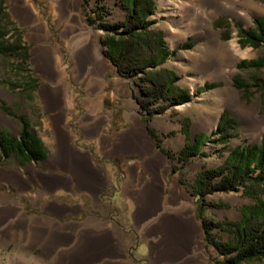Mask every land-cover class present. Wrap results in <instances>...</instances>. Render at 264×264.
<instances>
[{
  "label": "rangeland",
  "instance_id": "1",
  "mask_svg": "<svg viewBox=\"0 0 264 264\" xmlns=\"http://www.w3.org/2000/svg\"><path fill=\"white\" fill-rule=\"evenodd\" d=\"M20 1L43 25L49 42L55 46L53 63L59 74L57 81L65 85L62 97L65 115L62 125L66 132L63 134L68 136L74 155L91 166V170L87 167V173H90L91 179L94 178L96 183L90 186L92 196L73 194L70 190L62 188L58 191L39 192L34 185H27L24 190L18 185L24 174L34 177L37 170L49 171L46 161H31L21 165L14 159L0 158V215L5 216L3 220L0 219V264H23L29 255L43 257L46 264H59L54 259L57 254L64 252L55 249L45 258L39 246L28 248L25 244L11 240L7 230L18 219L17 215H13L12 207L24 213L25 222L32 220L39 222L38 225L43 228H55L62 245L76 244L81 234L101 235L100 237L109 239L112 251L104 252L94 264L104 260L110 261L111 264H147V242H158L162 239L161 233L154 225L158 216H150L140 222L141 216L135 214L134 204L124 189L125 170L130 163L158 159V152L165 160L161 159L157 166L158 177L163 179L164 184L162 188V181H157L154 191L162 188V195L170 197L172 179L175 177L177 182L173 195L176 198L175 203H167L161 212H171L179 208H184L185 212L188 208L193 211V234L187 239L181 264H216L219 260L223 261L214 247L205 242L206 235L202 224L208 220L237 221L240 218V208L252 204V200L244 197L240 189L238 192H215L208 195L204 203L206 205L201 206L198 198L192 194L196 173L204 168L217 166L225 156L218 145L212 147L210 143H206L202 148L205 156L190 158L184 165L176 158L170 159L161 149L173 154L181 150L183 136L180 134V121L183 115L193 119L194 128H197L199 120L210 118L205 125L208 129L206 133L210 136L223 111L238 122L236 137L229 141L228 147L264 140V90L259 92L252 89L250 93L245 94L236 87L237 84H248L250 74H253L252 70H238L237 63L255 59L264 53V49L255 50L241 46L238 34V30H248L253 26L254 17H264V0H216L202 7L195 0H155L156 9L150 15L153 22L151 28L161 33L164 44L170 50L177 51L172 61L162 67H170L171 69H167L177 75L180 84L187 87L191 94L190 105L186 103L181 107L172 106L163 114L155 115L151 119L149 124L160 140V148L157 147L156 140L149 135L138 113V106L134 101V96L138 93L137 82L135 84L133 80L119 75L109 61L114 70L103 73L101 88L97 93L90 92L89 84L83 85L75 79L73 52L69 50L67 38L61 36L68 22L61 21L56 0ZM13 6L14 3L8 4L7 0H0V19L11 38L19 39L25 51V60L20 65L23 69L14 72L11 63L15 61L0 59V132L17 135L20 130L19 117L24 115L32 131L43 144L48 159L51 149L46 142L52 140L56 132L48 119L50 112L44 109L39 100L41 78L31 56L34 44L26 39L28 28L13 16ZM98 6H105L107 13H104L103 17L109 22L123 19L127 12L120 5V0H83L81 7L86 13V26L91 33L99 35L100 52L106 57V49L102 45L104 34L97 29L96 24L88 21L95 17L92 12ZM208 22L210 29L207 27ZM225 26L228 27L227 31L223 29ZM186 44L191 47H183ZM207 61L213 63L214 68L206 69ZM254 75L264 79V68ZM15 83L22 87L12 86ZM210 85L215 87L210 89ZM227 88L232 89L233 97L226 94ZM87 115L105 116L97 132H84L81 128L87 122ZM131 119L139 121L151 143L134 150L124 147L119 155L116 152L106 154L103 142L110 143L108 149L115 147L116 134L128 129ZM111 137L114 138L108 140ZM166 162L169 171L164 174L160 171L164 169ZM173 167L176 168L174 171ZM66 171L73 172L63 165L62 173L65 174ZM137 173L145 175L142 168L138 169ZM64 174L59 175L57 180H64ZM146 176L143 181L149 182L150 176ZM136 188L138 189L137 186ZM113 193L117 199L116 203L111 204L109 197ZM76 204H82L84 211L72 213L70 206ZM184 218L187 219L186 214ZM150 222L153 225H150ZM212 233L220 239L227 238L225 233L217 230H212ZM243 264H264V258Z\"/></svg>",
  "mask_w": 264,
  "mask_h": 264
},
{
  "label": "trees",
  "instance_id": "2",
  "mask_svg": "<svg viewBox=\"0 0 264 264\" xmlns=\"http://www.w3.org/2000/svg\"><path fill=\"white\" fill-rule=\"evenodd\" d=\"M120 5L126 10L123 19L109 22L104 19L105 6H98L88 21L96 24L97 29L104 34L102 45L106 49V57L122 77L133 80L138 93L134 101L138 113L147 127L149 135L156 140L150 121L155 115L163 114L175 105L190 101L187 90L176 85L177 76L172 71L162 67L166 61L176 54L163 42L159 31L153 30L150 15L155 11V0H120ZM1 11V10H0ZM1 16V12H0ZM253 26L248 30H238L239 44L255 50L264 49V17L252 19ZM225 31L228 27H223ZM183 47H191L186 44ZM0 59L11 63L14 72L20 71V65L25 60V51L18 38H11L3 28L0 19ZM240 71L252 70L248 84H237V88L248 94L252 89L264 90V79L257 78L254 73L264 68V53L249 61L237 63ZM33 80H30L32 82ZM235 83V82H234ZM236 84V83H235ZM20 88L19 83L12 84ZM22 87V86H21ZM215 85H210V89ZM20 130L17 135L0 132V158L14 159L24 165L31 161L39 162L46 158L43 144L32 131L24 115L19 117ZM184 125V124H183ZM237 123L227 113L223 112L217 123L213 139L208 142L221 144L226 148L228 141L235 136ZM214 135L216 137L214 138ZM204 136H194L187 140L184 147L176 154L161 149L170 159L176 158L182 165L190 158L203 156L201 146ZM223 163L215 168H204L198 171L192 184V194L198 198V203L205 206L206 197L215 192H238L252 204L240 208V218L237 221L217 222L204 221L205 242L214 247L223 261L216 264H243L259 258H264V140L259 144L239 145L226 149ZM176 168L173 167V171ZM212 230L225 233L227 238L220 239Z\"/></svg>",
  "mask_w": 264,
  "mask_h": 264
},
{
  "label": "bare ground",
  "instance_id": "3",
  "mask_svg": "<svg viewBox=\"0 0 264 264\" xmlns=\"http://www.w3.org/2000/svg\"><path fill=\"white\" fill-rule=\"evenodd\" d=\"M195 1L199 6L202 7L207 4L210 5L216 0ZM7 2L8 4L14 3V6L11 9L13 16L22 25L28 28L26 39L30 43L34 44V47L31 50L32 63L34 64V67L41 78V85L38 90L39 100L44 109L50 112L48 119L54 129V132H56L52 140L46 142L47 146L51 149V153L48 157V160L46 161V164H49L54 160H58L63 165L71 169V171L73 170V175L84 179L86 183H91L92 181L90 173H87V167L91 170V166L87 165L83 159H80L74 155L72 148L73 146L69 143L67 138L68 136L66 137V135L63 134V132H66L65 127L62 125V119L65 115V108L62 105V97L65 85L59 84L57 81V76L59 74L57 73L53 63V57L56 52L55 46L49 42L43 25L37 21L29 8L23 5L20 0H7ZM56 2L61 15V21L67 20L68 22L62 31L61 36L67 38L69 41V50L73 52L75 79L76 81L82 82L83 85L87 86L89 84V91L92 93H97L98 89L101 88V77L103 73L108 70H114L109 60L100 52L98 43L99 35L97 33H91L90 29L86 26V13L81 7L83 0H56ZM207 27L210 29L209 22L207 23ZM86 119L87 122H85L81 127L83 131L97 132L101 122L105 120V116L99 117V115H87L85 120ZM130 122L131 125L128 129L121 131L122 133L116 134V139L120 138V141L123 143L119 145L116 144V146L114 145L115 147L108 149L107 146L110 143L108 141L103 142V149L104 151H107L105 152L106 154H110V152H116V154L119 155L124 150L122 149L124 147L133 150L137 147H144L148 143H151L146 136L144 128L141 126V124H139V121H137V119H131ZM113 138L114 137L108 138V140H112ZM157 156L158 159H153V161H145L143 163L135 162L127 165L125 170V188L128 190V188H136L137 186V199L141 209L143 212L146 210V208L151 209L150 213L148 214L141 213L140 222L144 221L150 216H158V218L157 216L155 217L157 218V222L154 225L156 226L157 230L161 231V234H163V239L161 240H163L162 243L166 244L168 248L167 254H171L173 251H178L183 256L187 246V239L193 234V228L191 225V223L194 222L193 211L191 208H188L185 212L183 211L184 208H179L173 209L171 212H161L167 203H175L174 199L176 198L173 197V195L177 187V182L176 178L174 177L170 185L171 195L170 197H164L162 195L164 181L163 179H159L157 167L160 164L161 159L163 160V157L159 152L157 153ZM168 167L169 166L166 162V166L160 172L166 174L169 171ZM140 168L144 170L145 175H138L137 171ZM146 175L150 176L148 177L149 182L143 181L145 177H147ZM157 181H162V188H158V190L155 189L156 191H154L153 188L157 185ZM12 208L14 209V213L12 212L13 215H17L18 219L17 222L7 230L10 239L15 243L25 244V246L28 248L39 246L42 250V255L45 256V258L49 257L55 249H61L64 252L57 254L56 258L54 259L59 264H94L99 261L101 255L105 254L104 252L107 253L112 251V244H109L108 242L106 244H99V241L106 238L103 236L100 237L101 235L94 234H81L77 238L76 244L71 246L62 245L58 240V233L55 232V228H43L38 225L39 222L35 223L32 220L25 222L24 213L20 212V210L16 207ZM16 211H18V213L15 214ZM185 214L187 219L184 218ZM3 218H5V216L0 215V219L3 220ZM1 220L0 223L2 222ZM152 223H154V221ZM152 223L150 222V225ZM98 264H111V262L104 260Z\"/></svg>",
  "mask_w": 264,
  "mask_h": 264
},
{
  "label": "crops",
  "instance_id": "4",
  "mask_svg": "<svg viewBox=\"0 0 264 264\" xmlns=\"http://www.w3.org/2000/svg\"><path fill=\"white\" fill-rule=\"evenodd\" d=\"M175 56H176V54H175ZM175 56H173L172 58L168 59L166 61V63H168L169 61H172V59ZM205 65H206L205 66L206 69L214 68V64L210 63V61L205 62ZM167 68L171 69L170 67H167ZM176 85L178 87L182 88V89L187 90L188 94L190 95V100H191V94H190L188 88L183 86V85H181L180 84V80H178V78H177ZM226 94L229 95L230 97L234 96V93H233L232 89L230 90L229 88L226 89ZM185 104L186 103H184L182 105H179V107L184 106ZM187 104L190 105L191 104L190 101L187 102ZM223 112L227 113L226 111H223ZM227 114L229 116H231L229 113H227ZM231 117L236 121V123H237L236 129H237L238 122L233 116H231ZM208 119H210V118L207 117V118H203L202 120H199L197 122V128H194L193 119L190 116H188V115H183V117H182V119L180 121V124H181V126H180V134L183 136V144H182L181 149L184 147L186 141L187 140H192L194 136H204L205 137L204 143L201 146L200 150L203 153V156H205L204 152L202 151V148L205 146L206 143H210V142H208L209 139H213L212 134H210V136H208L207 133H206L208 129H207V126L205 127V125H206ZM217 121H218V119H216V123H217ZM215 129H216V126H215L214 130L212 131V133H215ZM190 132H192L193 134H191ZM235 135H236V131H235ZM215 137H216V135H214V138ZM235 137L236 136H234L233 138H235ZM233 138H231V139H233ZM229 141H228V143H229ZM121 143H123V142H121L120 139H117V144L119 145ZM228 143L225 146L226 148H224L221 144L210 143V145L212 147H215L214 145H218L220 147V149L223 151V153H225V156L223 157V159L221 160V162L217 166H219V165H221L223 163V161H224V159L226 157V154H227L226 149H232V148L236 147V146H234V147L230 148V147H228ZM259 143L260 142L253 143V144H259ZM247 144H249V143H242V144H239V145H247ZM239 145H237V146H239ZM218 153H219V150H218ZM193 158H195V157H193ZM1 160H3V159L1 158ZM47 160L48 159H46L45 161H47ZM62 166H63V164L61 162H59L58 160H54L53 162H51V163L46 165V168L49 170L48 172H39L37 170L35 172V176L34 177L25 173L24 176L22 177L21 181H19L18 185L22 186L24 188V190L27 188V185H32V186L34 185V186H36V189L39 192H44L45 190L47 192L58 191V190H60L62 188V189H65V190H70L73 194L74 193L75 194H80V195L81 194H85V195H90V196L93 195L92 192H91V188H90V186H92L93 184L96 183L93 179H91V181H92L91 183H86V181L84 179L73 175L74 174L73 172L66 171L65 174H64V173H62ZM217 166H213V167H209V168H215ZM62 174H64V180H62V181L57 180V177H59V175H62ZM45 175H47V177ZM84 181H85V183H84ZM125 183H126V181H125ZM132 188H128V190H129L128 191L125 188V184H124V189H125V191H127V194L129 196V198L131 199V201L134 204L135 214L140 216L141 213H144V214L150 213L151 209H148V208H146V210L143 212V210L140 207L139 201L137 199L138 198V195L136 193V189L137 188H133V189ZM109 199H110L111 204L114 203V202L116 203L115 199H117V197H116L115 193L110 194ZM70 209H71L72 213H77V212H79V210L80 211L81 210L84 211V207H83L82 204L71 205ZM157 231L162 233L159 230H157ZM161 235H162V239H163V234H161ZM162 241L163 240H160L158 242H151V241L147 242L148 254H149L147 264H181L182 263V255L178 251H173V252H171V254H167L168 253V248H167L166 244L162 243ZM107 242L109 243V239L107 241H106V239H102L101 241H99V244L100 243L106 244ZM168 247H169V245H168ZM177 252H178V254H177ZM180 258H181V260H180ZM219 261H222V260H219Z\"/></svg>",
  "mask_w": 264,
  "mask_h": 264
},
{
  "label": "clouds",
  "instance_id": "5",
  "mask_svg": "<svg viewBox=\"0 0 264 264\" xmlns=\"http://www.w3.org/2000/svg\"><path fill=\"white\" fill-rule=\"evenodd\" d=\"M23 264H46L43 257H37L35 255H29L24 260Z\"/></svg>",
  "mask_w": 264,
  "mask_h": 264
},
{
  "label": "water",
  "instance_id": "6",
  "mask_svg": "<svg viewBox=\"0 0 264 264\" xmlns=\"http://www.w3.org/2000/svg\"><path fill=\"white\" fill-rule=\"evenodd\" d=\"M46 159L42 160V161H45Z\"/></svg>",
  "mask_w": 264,
  "mask_h": 264
},
{
  "label": "flooded vegetation",
  "instance_id": "7",
  "mask_svg": "<svg viewBox=\"0 0 264 264\" xmlns=\"http://www.w3.org/2000/svg\"><path fill=\"white\" fill-rule=\"evenodd\" d=\"M48 172V171H47Z\"/></svg>",
  "mask_w": 264,
  "mask_h": 264
}]
</instances>
